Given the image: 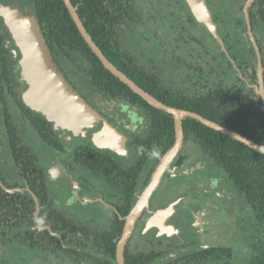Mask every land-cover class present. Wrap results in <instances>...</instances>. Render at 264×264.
I'll use <instances>...</instances> for the list:
<instances>
[{
    "label": "trees",
    "instance_id": "16d2710c",
    "mask_svg": "<svg viewBox=\"0 0 264 264\" xmlns=\"http://www.w3.org/2000/svg\"><path fill=\"white\" fill-rule=\"evenodd\" d=\"M70 1L87 33L103 54L142 89L169 106L196 112L264 146V101L248 84L251 82L256 87L258 85L256 52L252 46L247 48L241 39L231 38V33L225 28L229 21L221 24V36L227 52L219 51L213 36L210 33L209 37L205 35V27L194 19L185 4L183 11L187 20L185 19L184 33L180 29L178 32L175 30L173 38L168 44H164L165 50L158 49L160 54L157 60H153L157 70L166 62V55L175 59L174 68L163 76L160 71L149 70L147 64L138 63L130 50L135 43L132 46L126 43L125 29L131 30L132 23H139L142 10L137 1ZM32 2V13L38 18L52 59L58 70L74 83V87L92 88L108 99L124 100L147 112L151 124L147 136H151V142L146 147H151L158 153L153 160V171L160 157L175 141L172 115L150 105L103 66L81 36L63 0ZM169 2L162 0L161 4L169 5ZM149 3L155 9L157 0H149ZM150 12L152 10L149 9L148 13ZM179 13L178 10H170L163 18L168 19L173 26L168 15L175 17ZM251 19L254 24L256 20L264 21L263 5L258 6L256 16L252 15ZM197 26L203 28L200 33L195 32ZM137 29L138 26L130 33H137ZM227 36L231 40L226 39ZM135 40L136 44L141 43L140 40ZM261 45L259 50L262 56L264 88V42ZM143 47L146 46L142 45L140 48ZM185 51L189 55L196 53V60H185ZM10 55L11 51L4 46L0 34L1 117L5 119L17 170L28 181V187L36 199L34 202L26 192L9 191L0 185V263L7 255V260L14 264H30L25 256L36 252L34 255L40 257L37 252L39 250L43 264H50L48 261L51 254L60 261L59 264H63V258L66 257L72 258L73 264H116V244L121 236L125 217L134 206L139 192L140 184L135 180L138 166L132 168L135 173L133 177L132 174L129 175L131 168L119 169L121 200L117 204V210L122 219H116L109 226L90 227L88 224L76 223L53 208L47 199L45 174L37 164L36 155L29 146H18L19 133L14 126L13 113L19 112L18 119H15L19 122L24 120L25 126L44 137L47 142L51 140L52 126H48L49 122L41 113L24 103L22 89L13 80ZM184 64L193 70L186 71L184 76L188 78L183 77L179 83L177 75L183 72ZM218 65H223L222 73L233 71L236 78L233 79L234 87H230L224 80L206 76V73L211 77L215 74L220 76ZM246 73L249 82L241 77ZM182 128L184 145L191 142L218 165L225 174L223 182L232 186L239 196L236 210L231 206L238 219L235 227H229V232L239 235L236 237L238 241L231 245L211 242L206 245L204 241L198 245L190 243L189 247H173L166 243L165 237H152L158 243L156 247L142 245L133 248L129 238L124 247L125 264H264V153L193 117H184ZM147 154L148 150L142 148L141 156L145 158ZM105 170L112 172L107 165ZM0 181L8 189L14 187L3 180L1 174ZM37 222L41 228H38ZM169 253L173 254L167 257Z\"/></svg>",
    "mask_w": 264,
    "mask_h": 264
},
{
    "label": "flooded vegetation",
    "instance_id": "af4514ba",
    "mask_svg": "<svg viewBox=\"0 0 264 264\" xmlns=\"http://www.w3.org/2000/svg\"><path fill=\"white\" fill-rule=\"evenodd\" d=\"M206 1L212 12L213 20L218 28L223 43V37L221 36V24L225 22L224 20H226L230 23H228L229 28L239 33L241 42L246 45L247 48L252 46L255 51L252 41L254 40L260 53L259 45L263 44L264 42V21L256 20L254 24L251 17L252 15L256 16V13L258 12V6H264V0ZM218 2H220L221 5L217 4ZM161 3L162 0H157V3L155 4L154 11L157 13V18H155L152 17V14L146 12V9L149 11V9L151 10L152 7L150 6L149 0H144L143 7L146 9L145 11H141L138 25L135 24L138 26L137 33L131 34L130 32L132 29L128 30L127 28L125 29L124 35L126 38V43H129L131 46L133 43H135L130 48V50L132 51V54L136 56L135 58L138 59V63H145L150 67L149 70L153 69L156 72L160 71L162 75L165 76V74L167 75V73H169L174 68V66L169 63L168 55L165 56L166 62H163L161 67L157 68V70L153 65V60H157V56L160 54L158 49L165 50L164 44H168L169 40L173 38L172 36H174L175 30L178 32V29H180V31L184 33L183 29L184 25L186 24L185 19L187 20V18L186 13L184 12L185 10L183 9L186 4L185 0H174L171 3L172 5H168L171 11L178 10L180 12L179 15L175 17L168 15L173 26L168 22V19L166 20L163 18V15L167 14L169 9H165L163 11L165 5H162ZM0 4L5 5L1 1ZM11 6L17 7L16 5ZM159 11H161V14ZM221 12H225L227 15L225 16ZM158 14L162 17L161 20H159L160 17H158ZM223 17L227 19H223ZM141 22H144V25H141ZM232 22L235 26H232ZM199 24L205 27L202 23ZM161 26L163 27L160 28ZM198 29L203 30L202 27L197 26L195 32ZM206 31L209 33L207 29ZM171 33L173 34L171 35ZM0 34L3 38L4 46L11 51L10 64L13 69V80H15L16 86L22 89L23 92L26 89L27 84L20 73V67L18 64L20 58L19 53L15 51L16 47L7 27L3 23V20L0 22ZM167 37H170V39L165 40ZM135 39L140 40L141 43L139 42V44H136L137 42ZM226 39H229V37L227 36ZM216 44L218 45V50L223 51L220 49V45L217 42ZM142 45L146 47H143V49L140 48ZM224 52H227V48ZM218 61H220V57ZM212 63L216 64L214 61ZM168 65H171L170 70L167 69ZM246 72L248 73V70H246ZM247 73L245 76L241 75V77L249 82ZM64 77L73 86V88L77 90L80 95L100 113L101 116L107 119L108 122L113 125L118 130V132H120L121 135L123 134L125 148L119 146V150L114 151L109 148H104L94 144L92 133L99 131L103 124L101 122L98 123L94 128L90 129L87 136H76L71 131L66 129H54L53 124L48 121L50 123H48V126L51 125L53 131L50 134L51 140H49L48 143L44 137L37 135L36 132H34L31 128L25 126L26 123L23 122L24 120L20 122L16 120L18 119L17 116H19V112L13 113L14 116L12 117L13 122L15 123V129H17L19 133L18 146L21 144L29 146L31 148V152L36 155L37 164L43 168L45 174L44 179L46 181V193L48 195L47 199L50 200L51 206L53 208L61 211L55 204L54 196L49 190L50 186L48 181L51 179H60L62 176H65L66 181L68 182L72 191H74L71 192L72 196H81V192L85 191L86 198H84V200L87 199V203L90 204L92 208L98 210L99 216L97 217V222H91V224L84 221H78L64 214L62 211L61 212L76 223L88 224L90 227H106L116 221V219H122V216H120V213L117 210V204H119V201L121 200V178L119 175V169L129 170L131 168L129 175L131 176L132 174L133 177L135 173L134 169L132 168H136L138 166V169L136 170L138 175L135 177V180L138 181L140 187L139 192L136 194L135 202L151 179L153 172L151 171L153 160L157 157L158 153L157 151L152 150L151 147H146L151 142V136H147L151 128L150 118L146 111L139 109L136 105H132L124 100L108 99L97 93L92 88L80 89L78 87H74V83H72V81H70V79L65 75ZM248 84L254 89V91L257 92L255 83L250 82ZM93 96L106 99L107 101L102 100V102L94 103L89 100L91 99L90 97ZM1 108L2 105L0 104V109ZM1 116L2 113L0 111V130L5 133L6 137H3V135L0 134V140L3 139L2 141L4 142L5 139V142H7L8 148L13 158V154L10 149L9 134L6 131L7 129L4 122L5 119ZM19 119H21V117ZM22 126L29 129L28 132L33 138L36 137V143L34 140L33 145H30L27 143V141H25V139L23 141L19 132V129ZM63 137H68V140L70 138H74V140L79 139L82 141L69 144L70 146H68L70 149L66 150L64 144L62 143ZM122 140L123 138L120 136L118 142L121 143ZM142 148H144L145 151L148 150V154L145 155V158L141 156ZM155 150L157 149L155 148ZM46 151L50 152V155L46 154ZM153 153H155V157H153ZM43 156H45L46 159ZM142 158L144 159L143 161ZM160 159L156 164L160 162ZM212 164H214V162L203 155L194 144L188 141L184 145L183 142L180 152L172 160L166 171L161 176L158 186L149 198L148 206L143 209L137 218L135 227L129 236L131 241L133 237H165L166 243H168V245H172L173 247H182L183 245L189 247L190 243L198 245L201 242L211 240L213 237L209 236L211 234L212 228H215L216 226V220H213L210 217L207 219L208 217H206L204 214V210L206 208L214 207L217 201L223 199V201L226 202L228 200L227 192H223L222 190L220 191L218 189L221 178L219 176L217 177L215 172H210L212 170L209 171ZM59 165L64 167V173L61 172L62 170L59 168ZM106 165L112 169V172L108 173L105 170ZM1 170L2 169L0 168V174ZM16 171V176L19 180L18 182L9 183L6 181V179H4L5 177H3V180L13 185L14 187L12 188H15L16 192H26L29 194V196L34 201L36 197L34 198V195H32L28 187V181L24 178L23 174L19 173L20 170L16 169ZM47 171H50V174H48ZM197 172L201 173L199 179L193 177V175ZM172 179L176 181L172 182ZM233 196L234 193L232 192L228 198L231 199ZM234 204L235 202L232 200V205L234 206ZM169 205H172L173 209L172 212L164 219V223L167 225H172L173 230L168 227H164L159 222H157L156 226L161 227V230L153 226L144 231L143 228L148 218L152 216V213L158 208ZM221 227H224L223 229L225 234H232L229 232V226L222 224ZM205 234L208 237H202L205 236ZM209 243L210 242H207L205 244L208 245ZM37 252L40 257L34 255L36 252H30L25 256V259L27 258L26 261L30 264H36V262L40 263V251L38 250ZM171 254L173 253L167 254V257H169ZM47 257H49V254ZM49 260L50 264H59L58 262H60L56 257H54L53 254H51ZM73 262L74 260L70 257L63 258V264H73Z\"/></svg>",
    "mask_w": 264,
    "mask_h": 264
},
{
    "label": "water",
    "instance_id": "95a60500",
    "mask_svg": "<svg viewBox=\"0 0 264 264\" xmlns=\"http://www.w3.org/2000/svg\"><path fill=\"white\" fill-rule=\"evenodd\" d=\"M63 2L81 36L94 54L99 58L103 66L150 105L170 113L174 120L175 141L173 145L161 157L160 162L152 172L149 183L138 196L134 206L125 217L122 233L116 244L115 251L116 264H125L124 247L135 227V222L143 209L148 206L149 198L158 186L161 176L182 148V120L184 117H193L201 123L227 134L261 153H264V146L259 145L247 137L234 132L227 127H223L196 112L169 106L142 89L132 79L122 73L103 54L87 33L86 28L71 1L63 0ZM185 2L194 19L197 22L202 23L220 45V49L226 51V47L222 42L207 1L185 0ZM0 17L12 37L16 47L15 51L19 53L20 58L18 64L20 67V73L27 84L26 89L22 92L24 103L32 110L41 113L47 121L53 124L54 129H66L76 136H87L89 130L101 122L103 124L99 131L92 133L94 144L114 151L119 150V146L125 148L123 134L121 135L107 119L101 116L100 113L73 88L62 72L58 70L56 63L52 59L49 45L44 38L40 23L35 13H24L17 7L0 4ZM252 41L257 57L258 85L256 89L257 93L264 101L261 57L257 45L254 40ZM120 136L123 138L121 143L118 142ZM59 168L62 170L61 172H65L64 167L59 165ZM47 173L50 174V171H47ZM0 185L6 190L15 191V188H6L1 181ZM172 209V205H169L155 210L152 213V216L148 218L143 228L144 231L153 226L160 229L161 227L156 226L157 222L164 227L173 230L172 225L164 223V219L172 212ZM37 226L38 228H41L39 222H37Z\"/></svg>",
    "mask_w": 264,
    "mask_h": 264
},
{
    "label": "rangeland",
    "instance_id": "374dc122",
    "mask_svg": "<svg viewBox=\"0 0 264 264\" xmlns=\"http://www.w3.org/2000/svg\"><path fill=\"white\" fill-rule=\"evenodd\" d=\"M0 1L2 3H4L5 5H10V6L16 5L20 10H22L24 12H32V10H33L32 0H0ZM135 1H137L138 7L141 8L142 11H145L146 8L143 7L144 0H135ZM166 1H168V0H166ZM169 1H170L169 5H172L171 3L174 0H169ZM217 4L221 5L220 2H218ZM165 9H169V6L167 4H165L163 11ZM151 10H152V12L149 14H152L153 15L152 17L157 18L156 17L157 13L154 11L155 9L151 8ZM168 11H170V9ZM146 12H148L147 9H146ZM221 13L225 16L227 15L225 12H221ZM158 17H160L159 20H161L162 17L159 14H158ZM173 17H174V15H173ZM224 18L225 17H223V19ZM225 19H227V18H225ZM159 20H158V22H159ZM224 21L226 24L227 21L226 20H224ZM232 24H233L232 26H235L233 22H232ZM141 25H144V22H141ZM237 26H238V24H237ZM135 27H137V26L132 23V29H135ZM162 27L163 26H161L160 28H162ZM225 28L231 33V38L235 37L237 39H241L239 33L230 29L229 26H225ZM137 31H138V29H137ZM198 32L200 33L199 29L197 30V33ZM171 35H172V33H171ZM205 35H207L208 37L210 36V35H208L207 31L205 32ZM167 39H170V37L165 38V40H167ZM186 52L187 51H185L184 55H183L185 57V60H193V61L196 60V58H195L196 53L192 52L189 55L188 52L187 53ZM171 58L172 57L170 56L169 63L173 65V62L175 61V59L172 58V59H174V60H172ZM183 67H184V69H183V72L181 73V75H179V74L177 75L179 83L181 82L182 78L185 77L184 73H186V71H192L193 70L191 67L190 68L186 67V64H184ZM222 68H223V65L217 66V69L219 71H221L220 76L215 74L213 77H211V76H209L210 74L207 75V73H206V76L209 77L210 79H213L216 77L218 79L224 80L225 83H228L230 87L231 86L234 87L235 84L233 83V79L235 80L236 78L234 77L233 71L230 73H222V71H223ZM167 69L170 70L171 65H168ZM185 78H188V76H186ZM81 88H83V87H81ZM90 98L91 99H89V100H91L94 103L102 102V100L107 101L106 99H101V98H97L94 96L90 97ZM28 130L29 129L22 126L19 129V132L22 136L23 141L25 139V141H27L28 144L33 145L34 140L36 143V137L33 138L29 134ZM0 134L3 135V137H6L5 133L2 130H0ZM1 135H0V137H1ZM2 140H0V168L2 169L1 175H2V177H5L4 179H6V181L9 183L18 182L19 180L17 179V176H16L17 175V171H16L17 167H16V165L13 161V158L11 156L7 142H5V139H4V142H5V145H4V142ZM62 140H63L62 143L64 144V147L66 148V150L70 149L69 144L82 141L79 139L74 140V138H70L68 140V137L67 138L63 137ZM45 153L50 155V152H48V151H46ZM43 157L45 158V156H43ZM153 157H155V153H153ZM47 161H49V160H47ZM210 170H212V171H210ZM209 171L215 172L217 177L219 176L221 178V182H220L221 184L218 187V189L220 191L222 190L223 192H225V191L227 192V199L228 200L226 202L223 201V199L220 201H217L215 203L214 207L206 208L204 210V214L206 215V217H208L207 219H209V217H210L211 219L216 220V226H215V228H212L211 234L209 236V237H213V238H211V240H209V241H206V243L211 242L214 244H227V245L230 244L231 245V244L238 241L236 237H239V235L237 236V234H235V233H232L231 235L225 234V231L223 229L224 227H221V225L223 223H228L227 226L235 227V222L238 218L236 217V214L233 211V207H231V206H233L232 205V200H233L235 202L234 208L236 210V205H237V202L239 200L238 199L239 196H238L237 192L235 190H233L232 186L229 185V187H228V184H226V182L225 183L223 182L224 181L223 176H225V174H224L223 170L218 165L212 164L210 166ZM200 176H201L200 172H197L196 174L193 175V177L196 179H199ZM224 179H225V177H224ZM174 181H176V180L172 179V182H174ZM48 182H49V186H50L49 190L54 196L55 204H56V206L59 207V209L64 214H66L69 217L76 219L78 221H84L87 223L97 222V217L99 216V212L97 209L92 208V206L87 203V199L84 200V198H86V194H85L86 192L85 191L81 192V196L76 195L73 197L71 192H74V191H72L71 187L69 186L68 182L66 181L65 176H62L60 179L59 178L58 179H51ZM232 192L234 193V196H233V198L230 199L228 197H229L230 193H232ZM231 196H232V194H231ZM202 237H208V236L205 234V236H202ZM131 243H132L131 247L133 246V248L141 247L142 245L148 246V247H156L158 245V243L155 240H153L152 237H133ZM43 259H44V257H43ZM48 262L50 263V260ZM25 263H27V262H25ZM0 264H14V263L7 260V255H6L3 257V260L1 261ZM36 264H43V261H41L40 263L36 262ZM51 264H55V263H51Z\"/></svg>",
    "mask_w": 264,
    "mask_h": 264
}]
</instances>
